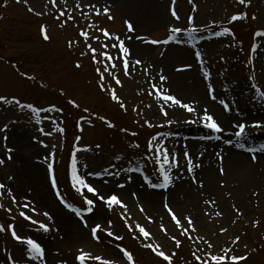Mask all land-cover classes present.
<instances>
[{
    "label": "rangeland",
    "instance_id": "1",
    "mask_svg": "<svg viewBox=\"0 0 264 264\" xmlns=\"http://www.w3.org/2000/svg\"><path fill=\"white\" fill-rule=\"evenodd\" d=\"M57 3L74 19L67 23H64L66 17L56 19L59 11L50 0H28L27 5L23 0L19 3L0 0V96L8 100L15 97L35 107L47 109L55 105L63 110L33 115L30 109L0 102V129L8 125L0 131V158L5 159L0 165V182L6 185L0 190L3 205L0 224L14 225L18 235L34 239L44 249L42 259L33 258L27 245L17 241L10 231L0 232V264H79L76 257L81 249L117 264H128L116 245L129 250L135 264H168L144 246L147 241L138 231L129 229L119 207L109 210L97 201L91 213L86 211L88 206L71 181L73 159L82 174L103 173L102 179L108 183H102L99 177L88 179L95 181L104 194L115 192L126 202L131 213L127 223L142 224L153 233L154 242L163 250L169 254L175 251L172 264H197L193 251L199 249L197 254L204 257L210 250L206 243L180 235L181 230L164 208L165 202L180 217H192L197 231L191 235L203 236L211 242L212 251L222 254L220 250L228 248L229 256L246 257L236 264H264V177H258L261 179L258 185H251L247 182L249 171L241 174L227 167V159L234 152L245 155L247 162L259 167L262 174L264 152L253 153L249 149L264 145V127L249 126L247 138L238 140L232 135L236 130L232 125L264 124V37L256 35L264 32V0H250L246 4H240L239 0H176L179 21L171 15V0H57ZM77 3L80 8L75 7ZM89 3L100 8L101 15L87 7ZM29 6L35 11H29ZM104 7L109 8L107 15L103 14ZM108 15L113 19H108ZM233 15L239 18L232 21ZM189 16L193 17L192 25L187 23ZM125 21L132 23L134 32L128 31ZM90 24L121 35L131 52L135 44L143 49L139 56L143 64L130 68V76H125L120 66L122 87L111 78L108 80L125 108L98 87L95 72L98 65L93 64L91 54L81 55L88 52L79 34L81 29L104 41L95 27H88ZM42 25L50 37L48 40L43 38ZM171 26H195L200 31L191 34L194 38L187 33L178 34L167 44L151 45L136 38L163 41L173 35ZM225 29L229 31L226 33ZM204 30L208 34H202ZM69 41L73 42L71 47ZM88 42L99 47L95 40ZM197 52L201 54L199 59ZM131 58L137 57L132 54ZM77 62L81 67L76 66ZM184 65L191 67L178 70ZM206 72L210 73L208 78ZM160 75L168 77L167 81L160 82ZM179 76L183 79L181 92L171 86ZM153 83H162L171 94L198 110L207 106L216 116H227V123L219 118L225 131L214 133L201 124L185 123L192 114L172 106L171 102L166 105L169 114L165 117L161 113L162 102L149 95ZM209 84L215 90V100L208 94ZM221 99L229 104V111L219 103ZM68 100H75L79 108ZM98 116L106 117L114 127ZM169 119L174 121L171 125L166 123ZM146 120L153 126L145 124ZM48 132L52 135H46ZM153 136L159 137L170 152L179 153V167L173 169L174 179L167 189H154L148 183H160L162 179L157 172L159 165L147 155L148 142ZM229 139L230 144L226 143ZM98 144L100 148H96ZM7 148L13 150L10 160ZM185 151L189 152L193 165H199L192 172L187 170ZM49 163L53 164L55 188ZM118 183L124 187H117ZM12 195L16 197L15 204ZM25 203L31 207L22 209L20 205ZM140 205L144 212L140 211ZM9 207L11 212L7 211ZM72 208L80 210L83 220ZM21 210L33 220L48 225L49 230L44 231L39 223L22 217ZM109 221L110 230L122 236V240L107 235L104 228ZM97 223L102 225L97 233L99 240L91 234ZM161 223L181 241L179 247L160 229ZM221 228L227 231L222 233ZM236 237L239 240L233 243ZM88 264L98 262L90 260Z\"/></svg>",
    "mask_w": 264,
    "mask_h": 264
},
{
    "label": "snow or ice",
    "instance_id": "2",
    "mask_svg": "<svg viewBox=\"0 0 264 264\" xmlns=\"http://www.w3.org/2000/svg\"><path fill=\"white\" fill-rule=\"evenodd\" d=\"M21 2V0H17V3ZM23 2L27 5L28 0H23ZM52 7L58 8L59 14L56 16V19H61V17H66L64 23H67V21L73 20L74 16H72L70 13L66 12V9L59 8L57 0H50ZM191 2V0H190ZM250 0H239L240 4H246L249 3ZM176 0H171V5H170V12L172 17L175 18L176 21H179L181 17L178 15V12L175 8ZM76 8H80V4L77 3L75 5ZM87 7L93 9L95 11V14L97 16L101 15V9L96 7L94 3H89ZM29 11H35L31 6L28 8ZM109 13V8L104 7L103 8V14H108ZM37 15H42L43 13H36ZM87 15V13H85ZM239 17L237 15H233L230 19L232 21L237 20ZM254 18V17H253ZM108 19H113L111 15H108ZM127 25V29L129 32H134L135 29L130 21H125ZM188 25L193 24V17L189 16ZM89 28H96V31L102 34L104 37V41L100 40L99 36H90L88 31H85L81 29L80 35L84 38L86 48L88 49V52H82L81 55H86L88 53L91 54V59L93 64L98 65L95 68V72L98 75V81L97 85L100 88L101 91L103 92H108L110 94V97L113 101L119 102L121 108H125L124 103L122 102L121 97L117 95L116 88L112 86L111 83H108L109 78H111L112 81H114L115 85L121 86L122 87V81L118 75V71L120 66L122 65L123 69V74L125 76H130L131 75V69H135L136 66L142 65L143 61L139 58L132 59V52L130 46L126 45L125 39L121 37L119 34L111 33L108 29L99 27L98 25H88ZM206 27V26H205ZM170 33L173 35H170L167 39L160 41L158 39H145L142 36L136 37L138 40H141L142 42L146 44H151V45H156L160 43H169L171 40L176 39L178 34L181 33H187L190 38L192 37V33H196L200 31L199 28L192 26V27H187V26H171L170 27ZM41 31L43 34V38L45 40H48L50 37L47 34L46 27L41 26ZM229 29H225V32L227 33ZM257 36H262L264 37V32H257ZM89 39L95 40L98 42L99 47H93L91 43H89ZM131 39V37H129ZM73 44L72 41H69V47H71ZM115 50V51H113ZM196 57L199 59L201 54L199 52L195 53ZM77 67H81V64L77 62L76 64ZM191 65H184L182 66L181 69L178 70H183L186 68H190ZM145 74H148V68L144 69ZM210 76V73H205V77L208 78ZM168 77L164 75L159 76V81L160 82H165L167 81ZM153 91L149 92V95H155L158 97V99L162 102L160 105L161 108V113L167 117L168 116V111L166 109V105L168 102H171L172 106H178L180 108L185 109L188 113L192 114L191 119H185V123L188 124H201L203 127L209 129L211 132L214 133H223L225 129L223 128L222 124L219 122V117L216 116L215 113H212L209 111L208 107L205 106L203 108H200L199 110L193 106L191 103L188 102H183L180 98H177L174 94H171L170 91L166 90L165 87L163 86L162 83H153L151 85ZM214 88L212 87L211 84L208 85V94L211 96L213 100L217 99L214 93ZM61 94H63L61 92ZM264 95V93H262ZM0 102H5L9 104H15L16 106L20 108H27L31 110V113L33 115H38L39 113L42 112H52V111H63L62 109H57L55 105H50L47 109L45 108H40V107H35L31 103H22L19 99L13 97L12 100H8L4 96H0ZM68 103L72 104L74 107L79 108V105L76 103L75 100H68ZM219 103L223 106L225 111H229L230 107L229 104L221 99L219 100ZM149 107H151L149 105ZM134 111H137L135 108L133 109ZM85 112L88 111V109H84ZM92 115H96L95 113H92ZM98 119L102 121H106L109 127H114L111 121H107L106 117L104 116H98ZM174 121L169 119L166 121L168 125H171ZM37 123H40V120L37 119ZM90 123V121H89ZM145 124H147L149 127L153 126L149 121H145ZM164 125H159V127H163ZM256 127V128H261L264 127V124H261L260 122H255L252 125H247L244 122H236L233 123L232 127L236 129L232 135H234L238 140H245L247 136L249 135L246 131L247 127ZM8 128V125H4V129L6 130ZM82 130V129H81ZM39 131L41 133H44V129L40 128ZM59 131H63V129H59ZM122 131H127L126 129H122ZM46 135H52L51 132L46 133ZM133 136L136 135V133H132ZM220 137L218 136L217 139ZM7 139V137H5ZM35 139V138H34ZM79 139V138H78ZM41 144H43V141H40ZM226 143H231V139L227 140ZM240 147H244L243 143L239 144ZM101 146L98 144L96 145V148H100ZM135 147H139V144H136ZM13 150L11 148H7L8 156L7 159H12L11 157V152ZM249 151L255 153L257 151L259 152H264V145H261L259 149L256 148H251ZM53 154H49V158H52ZM147 155H150L151 157L154 158V162L159 165L157 172L160 177H162L160 183H151V181H148V183L151 184V187L156 189V188H162V189H167L173 182V169L179 167V153L175 151H169L167 148L166 144L161 143L160 138L157 136H153L147 146ZM184 159L187 161L189 167L188 171L192 172L194 167H198L199 165H193L190 154L188 151L184 152ZM253 159H255V156H253ZM5 163V159L0 158V165H3ZM48 169L50 174H52V179L51 183L52 186L55 188L56 187V179H55V174H54V169H53V164L49 163L48 164ZM105 172L108 170L105 169ZM221 173H223V169L221 168ZM109 175H119V173H108ZM88 177H99L102 180V183H108V181L103 180V173L101 172H85V173H80L77 167L76 160H72L71 164V181L73 184V187L76 189V191L82 196L84 199L85 204L88 206L86 208V211L91 213L93 209L96 206L97 201H101L105 204V206L111 210L113 207H119L122 209V217L125 219L127 226L129 227L130 230H133V228L138 231L140 234V237H143L144 241H147L144 246L147 248H150L157 256L163 258L165 261L168 262V264H172V258L176 255L175 251L171 252L170 254L167 253L165 250L162 249V246L158 243L154 242V237L153 233H151L148 229H146L145 226H143L140 223H136L135 225L127 223L131 219V213L128 210V206L125 201H123L120 196L115 193H109V194H104L100 187L97 186L95 181L88 179ZM9 179H13L12 177H9ZM131 179V177H129ZM194 182H196L195 177H193ZM201 186H202V182ZM117 187L123 188L124 184H117ZM6 188V185L2 182H0V190H3ZM9 195H11V189L8 190ZM88 194H91L89 196ZM133 196H136V193H133ZM12 198V203L15 204L17 203L16 197L14 195L11 196ZM65 203V206L71 207V205H68L66 201H63ZM0 207H3L2 204H0ZM22 209H26L31 207L30 203H25L20 205ZM164 208L168 212V214L171 217V220L175 223L177 228H179L180 235L187 236L189 240H192L193 242L196 241H202L207 244V248L210 251L205 252L204 257L201 255H198L197 252L200 251L197 249L196 251H193L192 256L194 259L197 261V264H236L239 260L246 259V257H237V256H229L228 253L230 252V249L224 248L221 251L222 254H218L215 251H212L214 246L212 245L211 242L207 241L203 236H197L193 238L191 233L196 232L197 229L195 227L194 221L191 216H185V217H180L178 213H176L167 202L164 204ZM72 210L77 214V216H80L81 219L83 220V216L81 215V212L79 209L72 208ZM7 211L11 212L12 209L9 207ZM32 211H36L35 208H32ZM140 211L144 212V208L142 205H140ZM22 217L25 219L30 220L32 223H39V226L41 229L44 231H48V225L35 221L31 216H29L25 211L21 210L19 213ZM45 216H49L47 212L43 213ZM217 215H220V213H217ZM149 221L151 222L152 217H148ZM111 221L108 222V227H105L104 230L106 231L107 235L110 237H113L115 240H122L123 237L117 234H114L110 230V225ZM85 226H87V221H84ZM102 225L100 223H97L94 227L91 228V234L93 239L99 240V236L97 233L101 230ZM160 229L164 231L166 234L169 235L170 239L175 242L176 247H179L181 245V241L177 239L176 235L169 233L168 229L165 227L163 223L160 224ZM10 231L11 235L17 240L22 243H25L27 245V250L32 254L33 258H43L44 257V249L42 246L37 243L34 239L32 238H22L20 235L17 234L15 230L14 225H7L5 226L4 224H0V232L3 231ZM227 229L221 228V232H225ZM139 238V237H138ZM239 240V237H236L233 243L237 242ZM120 249V251L123 253V258L126 259L128 264H135L133 254L121 247L120 245H116ZM76 259L79 261V264H88L90 260L97 261L98 264H117L116 261L105 259L102 256L99 255H93L91 252L85 251L83 249L79 250L78 255Z\"/></svg>",
    "mask_w": 264,
    "mask_h": 264
},
{
    "label": "bare ground",
    "instance_id": "3",
    "mask_svg": "<svg viewBox=\"0 0 264 264\" xmlns=\"http://www.w3.org/2000/svg\"><path fill=\"white\" fill-rule=\"evenodd\" d=\"M132 48H133L132 50L133 56L135 55L137 58H139V56H142L143 49L139 44H135L134 47ZM181 80L183 79L181 76H179V78L176 81H174V83H171V86L177 87V90H176L177 92H181L183 89L182 86L180 85ZM215 111L216 112L219 111L217 107H215ZM219 118L221 119L222 122L227 123V116H223L222 114L219 116ZM261 163L263 165V168L261 170L262 174L259 173V169H258L259 167H257L256 165H254L255 166L254 167L253 164L251 165V162L250 163L247 162L245 155L231 152L230 157H228L227 159V167L229 171L231 172L239 171L241 174L247 171L250 172L248 180H247V177L245 180H247V182H249L251 185H258L259 181H261V179L260 178L258 179V177L259 176L264 177V160H262ZM231 176H233L232 173H231Z\"/></svg>",
    "mask_w": 264,
    "mask_h": 264
}]
</instances>
